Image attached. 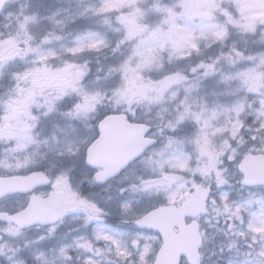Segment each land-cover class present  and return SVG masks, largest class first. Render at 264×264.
I'll return each instance as SVG.
<instances>
[{
	"label": "snow or ice",
	"instance_id": "obj_1",
	"mask_svg": "<svg viewBox=\"0 0 264 264\" xmlns=\"http://www.w3.org/2000/svg\"><path fill=\"white\" fill-rule=\"evenodd\" d=\"M0 264H264V0H0Z\"/></svg>",
	"mask_w": 264,
	"mask_h": 264
}]
</instances>
